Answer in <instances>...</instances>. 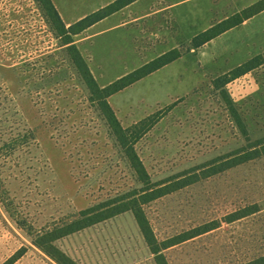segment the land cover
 <instances>
[{
	"label": "rangeland",
	"instance_id": "374dc122",
	"mask_svg": "<svg viewBox=\"0 0 264 264\" xmlns=\"http://www.w3.org/2000/svg\"><path fill=\"white\" fill-rule=\"evenodd\" d=\"M167 1L137 8L144 13L135 22L69 35L71 44L100 87L180 52L107 101L123 128L161 114L134 144L152 182L201 177L144 206L158 241L216 225L163 250L167 264H243L264 254V155L208 177L201 171L264 139V61L230 75L263 53L264 11L193 48L196 33L256 0H189L184 15ZM66 37L36 0H0V264L14 256L12 264H56L34 246L35 233L140 187L90 101ZM26 131L31 142L11 153L2 147ZM250 205L257 211L226 222ZM55 245L78 264H154L129 212Z\"/></svg>",
	"mask_w": 264,
	"mask_h": 264
},
{
	"label": "trees",
	"instance_id": "16d2710c",
	"mask_svg": "<svg viewBox=\"0 0 264 264\" xmlns=\"http://www.w3.org/2000/svg\"><path fill=\"white\" fill-rule=\"evenodd\" d=\"M42 8L45 15L50 19L56 30L64 36H67L63 44L67 45L66 51L70 55L71 61L77 70V73L88 90L90 101H92L98 109L100 115L104 119L108 130L114 140L117 142L125 159L133 170L138 183L139 189H134L120 196L107 199L99 202L93 206L80 210L75 218L60 225L53 226L49 229L33 235V244L46 256H48L56 264H78L58 247L55 242L67 235L78 232L84 228L92 226L96 223L102 222L118 214L129 212L138 228V231L149 251L153 257L154 264H167L166 259L162 253L163 250L173 246L179 242L185 241L194 236L203 234L216 227L214 224H203L190 231L185 235H178L174 238L158 241L153 234L152 228L144 212V206L149 202L158 199L164 195L170 194L177 189L183 188L189 184L198 181L201 177L197 173H192L188 177L176 179L172 182H152L148 173L146 172L140 158L135 152V142L151 127L161 116L156 113L144 120H141V128L137 129L134 124L132 129L123 128L117 119L114 111L108 104L107 98L114 93H117L124 88L130 86L134 82L142 79L150 73L160 69L180 57V52L176 49L165 52L156 58L146 62L140 67L124 74L116 80L110 82L105 86H98L93 75L91 74L87 64L78 52L74 44H71L69 35H75L83 31L90 25L119 10L123 6L133 2L134 0H115L107 6L97 10L96 12L85 16L77 22L65 26L61 21L57 11L50 0H36ZM264 10V0H257L247 7L234 12L230 16L212 24L204 31L199 32L190 39V46L197 48L211 39L219 36L225 31L235 28L242 24L247 19L260 13ZM264 61V51L261 55H256L249 59L244 64L236 67L230 72L232 77L240 76L249 71L255 66ZM147 124V125H146ZM136 129V130H135ZM33 140V135L26 131L23 134H17L9 141L3 143L2 147L7 148L8 153L19 148L24 143H29ZM250 149L240 150L231 155L228 159L221 162V165L215 168L203 169L202 176L208 177L214 173L226 170L241 163L255 159L264 155V139L256 140L253 144H249ZM2 150V148H0ZM2 161V160H1ZM0 161V197L3 192V178ZM208 170V171H206ZM257 211L254 205L246 206L238 211L230 214L226 222L242 218ZM15 256L8 259L4 264H12ZM243 264H264V254L253 258Z\"/></svg>",
	"mask_w": 264,
	"mask_h": 264
},
{
	"label": "crops",
	"instance_id": "0c3cea01",
	"mask_svg": "<svg viewBox=\"0 0 264 264\" xmlns=\"http://www.w3.org/2000/svg\"><path fill=\"white\" fill-rule=\"evenodd\" d=\"M50 1L53 4L55 10L57 11L61 21L67 27L77 22L78 20L84 18L85 16L92 14L97 10L107 6L108 4L112 3L115 0H50ZM153 1L156 0H134L133 2L123 6L119 10L111 13L110 15L90 25L83 31H91L97 33L100 31L110 30L117 24L123 23V21L126 19L135 22V20H137L142 15V13H144L143 11L140 10L137 11L136 9L143 8L144 6L151 7ZM171 1L173 0H170L169 2L167 1L165 3L166 5L165 8L170 9L172 11H177V10L181 11L182 15H184V10L188 9L186 5L188 4L189 0H178L177 2L174 1L171 2ZM145 2H147V4ZM263 11H261L260 13H262ZM256 15L252 17H255Z\"/></svg>",
	"mask_w": 264,
	"mask_h": 264
}]
</instances>
